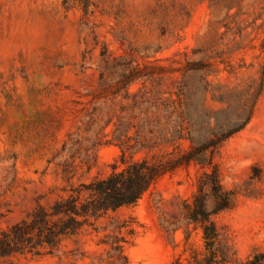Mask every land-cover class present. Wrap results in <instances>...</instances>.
<instances>
[{
	"label": "rangeland",
	"instance_id": "rangeland-1",
	"mask_svg": "<svg viewBox=\"0 0 264 264\" xmlns=\"http://www.w3.org/2000/svg\"><path fill=\"white\" fill-rule=\"evenodd\" d=\"M191 150L135 205L56 213ZM241 159L212 221L228 264H264V0H0V264L185 263V204Z\"/></svg>",
	"mask_w": 264,
	"mask_h": 264
},
{
	"label": "trees",
	"instance_id": "trees-1",
	"mask_svg": "<svg viewBox=\"0 0 264 264\" xmlns=\"http://www.w3.org/2000/svg\"><path fill=\"white\" fill-rule=\"evenodd\" d=\"M242 127L222 135L214 146L232 136ZM197 151L192 150L180 157L177 161H169L161 165H152L146 161L122 163L124 167L116 168L104 179L95 180L84 186L88 196L87 201L77 205L75 200L67 202L63 209L56 213L71 215L73 217H97L100 213L116 211L121 207L132 206L149 191L152 184L166 171L172 170L191 162H199ZM205 181L198 185L199 195H195L193 202L186 203V219L198 228L201 233L202 248L199 252L192 251L185 263L175 259L171 264H228L227 246L216 226L212 216L229 208L230 193L224 191L218 184L217 173L204 174ZM209 188L214 196L205 204ZM206 191V192H205ZM74 219V218H73ZM188 238V237H187ZM186 238V239H187Z\"/></svg>",
	"mask_w": 264,
	"mask_h": 264
},
{
	"label": "clouds",
	"instance_id": "clouds-1",
	"mask_svg": "<svg viewBox=\"0 0 264 264\" xmlns=\"http://www.w3.org/2000/svg\"><path fill=\"white\" fill-rule=\"evenodd\" d=\"M252 166V161L248 159L241 160H231L225 164V167L228 169V172L223 176V178L218 180V184L222 189H230L234 183L236 182V177L246 168H250ZM214 196L211 192V188H209L208 193L206 194L205 204L209 200H213Z\"/></svg>",
	"mask_w": 264,
	"mask_h": 264
}]
</instances>
